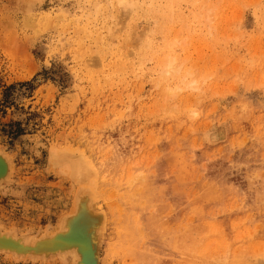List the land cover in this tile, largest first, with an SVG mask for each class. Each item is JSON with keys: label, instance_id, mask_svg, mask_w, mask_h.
Returning a JSON list of instances; mask_svg holds the SVG:
<instances>
[{"label": "rangeland", "instance_id": "obj_1", "mask_svg": "<svg viewBox=\"0 0 264 264\" xmlns=\"http://www.w3.org/2000/svg\"><path fill=\"white\" fill-rule=\"evenodd\" d=\"M167 53L211 75L198 101L157 87ZM53 147L97 169L100 264H264V0H0L4 231L73 211Z\"/></svg>", "mask_w": 264, "mask_h": 264}, {"label": "bare ground", "instance_id": "obj_2", "mask_svg": "<svg viewBox=\"0 0 264 264\" xmlns=\"http://www.w3.org/2000/svg\"><path fill=\"white\" fill-rule=\"evenodd\" d=\"M12 166L9 156L0 149L1 187L10 182ZM49 167L59 177L68 178L76 188L73 211L63 215L56 231H46L39 237L33 238L30 234L20 236L0 227V245L8 249L1 250L0 247L1 252L6 251L12 258L15 256L14 260L18 253L30 252L20 257L45 262L57 257L72 260V264H100L107 215L97 204V169L80 151L58 147L51 150ZM17 259H21L19 255Z\"/></svg>", "mask_w": 264, "mask_h": 264}, {"label": "clouds", "instance_id": "obj_3", "mask_svg": "<svg viewBox=\"0 0 264 264\" xmlns=\"http://www.w3.org/2000/svg\"><path fill=\"white\" fill-rule=\"evenodd\" d=\"M155 74L157 87L171 101H176L186 94L198 101L212 79L207 72L198 73L186 61H181L178 56L171 53L162 57ZM185 111L191 118L199 115L195 105L188 106Z\"/></svg>", "mask_w": 264, "mask_h": 264}, {"label": "water", "instance_id": "obj_4", "mask_svg": "<svg viewBox=\"0 0 264 264\" xmlns=\"http://www.w3.org/2000/svg\"><path fill=\"white\" fill-rule=\"evenodd\" d=\"M0 247H1V250H8L7 248H4L2 245H0ZM17 252H20V251H17ZM28 253H30V252H25V253H18V254H22V255H25V254H28ZM36 253V252H35Z\"/></svg>", "mask_w": 264, "mask_h": 264}]
</instances>
